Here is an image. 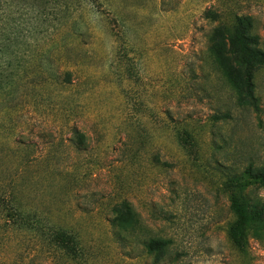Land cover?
I'll return each mask as SVG.
<instances>
[{"label":"rangeland","instance_id":"374dc122","mask_svg":"<svg viewBox=\"0 0 264 264\" xmlns=\"http://www.w3.org/2000/svg\"><path fill=\"white\" fill-rule=\"evenodd\" d=\"M239 19L264 53V0H0V264H264L229 234L264 202Z\"/></svg>","mask_w":264,"mask_h":264},{"label":"trees","instance_id":"16d2710c","mask_svg":"<svg viewBox=\"0 0 264 264\" xmlns=\"http://www.w3.org/2000/svg\"><path fill=\"white\" fill-rule=\"evenodd\" d=\"M239 25L237 28L232 30H226L227 41L230 45V54L233 58V63L236 67L244 68L247 71V84L249 86V90L247 92V97L251 100L256 101V98L251 90L252 88V76L251 70L258 68L264 65V53L252 50L250 48V42L248 38L245 36V30L243 28L245 21L244 19H239ZM64 81L68 83L72 76L71 72L64 73ZM61 76H57L56 74L53 76L49 75L50 80L56 81L57 83H61ZM63 81V80H62ZM255 108L258 110L259 107L255 104ZM250 179V183L253 185H260L264 188V173L256 172L253 170H249L246 172ZM235 212L238 217L237 222L230 226L229 234H232L236 237H240L244 239L246 236H250L252 239H255L259 242H264V202H262V209H258L254 207L253 210L249 211V207L241 201H236ZM132 222L130 227L135 229L134 221L135 215L132 211H130ZM171 240H154L151 239L149 244L147 245V249L149 252H153L155 247H162L164 245H171ZM166 247V246H164Z\"/></svg>","mask_w":264,"mask_h":264}]
</instances>
